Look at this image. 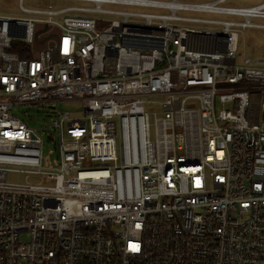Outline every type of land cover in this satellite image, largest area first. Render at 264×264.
<instances>
[{
	"label": "built area",
	"instance_id": "built-area-1",
	"mask_svg": "<svg viewBox=\"0 0 264 264\" xmlns=\"http://www.w3.org/2000/svg\"><path fill=\"white\" fill-rule=\"evenodd\" d=\"M52 1L0 13V264H264V0Z\"/></svg>",
	"mask_w": 264,
	"mask_h": 264
},
{
	"label": "rangeland",
	"instance_id": "rangeland-1",
	"mask_svg": "<svg viewBox=\"0 0 264 264\" xmlns=\"http://www.w3.org/2000/svg\"><path fill=\"white\" fill-rule=\"evenodd\" d=\"M184 1H202V0H184ZM260 0H232L229 4L230 6L240 7L243 5H250L258 3ZM54 4L60 6V2L52 0H24V5L30 8H47L48 5ZM68 3L64 2V5ZM0 13H19L18 9V0H0ZM264 22V21H263ZM42 29V28H41ZM243 48L246 50V53L252 59L264 58V30L257 29H247L245 32L244 38H241L240 41V53L243 51ZM60 111H70L76 113L80 109L78 103H61L57 106L55 110L52 109H42V108H25L19 107L14 111V114H17L18 117L25 120L28 125L34 127H42L51 125L57 110ZM24 111V113H22ZM33 112V119H28L29 113ZM45 137V155L54 159L55 156V147L49 142ZM27 175L24 173H9L8 179L11 183H25Z\"/></svg>",
	"mask_w": 264,
	"mask_h": 264
},
{
	"label": "trees",
	"instance_id": "trees-1",
	"mask_svg": "<svg viewBox=\"0 0 264 264\" xmlns=\"http://www.w3.org/2000/svg\"><path fill=\"white\" fill-rule=\"evenodd\" d=\"M12 51L20 54L21 58H32L30 53V46L24 44H14Z\"/></svg>",
	"mask_w": 264,
	"mask_h": 264
},
{
	"label": "crops",
	"instance_id": "crops-1",
	"mask_svg": "<svg viewBox=\"0 0 264 264\" xmlns=\"http://www.w3.org/2000/svg\"><path fill=\"white\" fill-rule=\"evenodd\" d=\"M57 2H60L61 4H60V6H57V7H63V6H65L64 5V1H57ZM67 3V2H66ZM51 5H53V6H56V5H54V4H51ZM49 6V5H48ZM19 9V8H18ZM9 14H14V13H9Z\"/></svg>",
	"mask_w": 264,
	"mask_h": 264
}]
</instances>
